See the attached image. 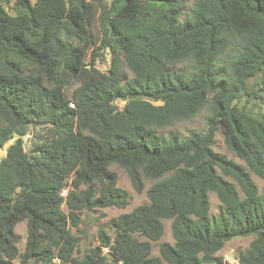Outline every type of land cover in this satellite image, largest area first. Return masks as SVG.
<instances>
[{
  "label": "trees",
  "instance_id": "trees-1",
  "mask_svg": "<svg viewBox=\"0 0 264 264\" xmlns=\"http://www.w3.org/2000/svg\"><path fill=\"white\" fill-rule=\"evenodd\" d=\"M204 110V131L169 130ZM219 130L244 164L215 152ZM7 144L0 264H232L218 253L245 237L237 264H264V0H0ZM113 165L137 193L154 181L149 203L79 257L84 213L128 206Z\"/></svg>",
  "mask_w": 264,
  "mask_h": 264
},
{
  "label": "rangeland",
  "instance_id": "rangeland-1",
  "mask_svg": "<svg viewBox=\"0 0 264 264\" xmlns=\"http://www.w3.org/2000/svg\"><path fill=\"white\" fill-rule=\"evenodd\" d=\"M31 1L34 2L35 0H31ZM103 1L110 4L112 0H103ZM108 58L110 57L108 56ZM97 65L103 71L107 69V65L103 64L102 62H98ZM123 69L126 70V66L123 65ZM251 84L253 86L256 85L255 82L253 81H251ZM68 94L70 95L71 91H69ZM119 104L123 105V103L120 101ZM208 115H209L208 110H204L196 117H194L192 120L176 123L169 130L179 131L183 136L188 135L190 131H204L207 126L206 119ZM8 147L9 144L5 145L3 148L0 149V162L5 158ZM214 150L215 152L225 155L227 158L232 159L237 163L244 164L243 161L240 158H238L232 151H230L229 148L226 146L224 142V136L220 130L217 131L216 133ZM111 169L118 174L119 177L118 186L126 190L130 196L128 206L125 209L111 207V208L99 209L96 211L84 213V215L82 216L83 223L79 227V230L74 229L72 231L74 235L79 236L81 238L79 254H77L79 255V257H82L84 252L88 248L99 246V241L97 237V232L99 227L105 226L113 218H117L123 215L124 213H129L133 211L135 208H137L140 205L149 203L147 197V191L154 183V181L145 179L144 180L145 189L143 190L142 193H137L136 190L133 188V185L130 181L128 174L124 169L120 168L117 165H113ZM253 178L258 184L259 188L262 189L264 187V180L254 174H253ZM67 191L68 189L64 191V194H66ZM220 207H221V203L218 197L216 196V194L211 193L210 215L212 218L217 217L218 213L220 212ZM163 223L165 227L164 236L159 243L156 244L153 243V254L155 256H159V245L161 243H165V242L171 244L174 243V238L171 230L172 222L164 221ZM16 232L21 237V242L19 243L20 252H24L28 238L27 221L20 223L16 228ZM253 239L254 237L232 239L225 244L222 251L218 253V256L222 257L224 262L237 264V259L239 254L249 247ZM54 264H60V261L55 260Z\"/></svg>",
  "mask_w": 264,
  "mask_h": 264
}]
</instances>
